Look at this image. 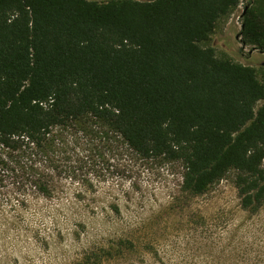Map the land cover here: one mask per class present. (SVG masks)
<instances>
[{"label": "trees", "instance_id": "16d2710c", "mask_svg": "<svg viewBox=\"0 0 264 264\" xmlns=\"http://www.w3.org/2000/svg\"><path fill=\"white\" fill-rule=\"evenodd\" d=\"M240 1L0 0V179L50 197L79 171L71 148L91 144L180 162L191 195L232 172L257 211L264 79L209 44ZM246 6L241 41L264 52L263 0Z\"/></svg>", "mask_w": 264, "mask_h": 264}, {"label": "rangeland", "instance_id": "374dc122", "mask_svg": "<svg viewBox=\"0 0 264 264\" xmlns=\"http://www.w3.org/2000/svg\"><path fill=\"white\" fill-rule=\"evenodd\" d=\"M248 1L209 44L264 79V52L241 41ZM71 149L79 171L56 175L50 197L36 194L30 179H0V264H264V203L243 209L232 172L191 195L181 190L178 161L91 144Z\"/></svg>", "mask_w": 264, "mask_h": 264}, {"label": "water", "instance_id": "95a60500", "mask_svg": "<svg viewBox=\"0 0 264 264\" xmlns=\"http://www.w3.org/2000/svg\"><path fill=\"white\" fill-rule=\"evenodd\" d=\"M246 7H247V6L244 7V9H243V11H242V13H241V16L244 14ZM243 44L245 45V43H243Z\"/></svg>", "mask_w": 264, "mask_h": 264}]
</instances>
